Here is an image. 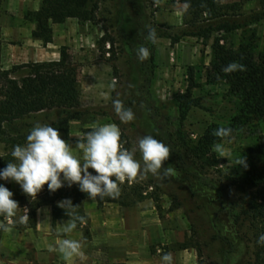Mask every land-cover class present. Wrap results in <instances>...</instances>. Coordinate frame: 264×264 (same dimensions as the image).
Here are the masks:
<instances>
[{
	"label": "rangeland",
	"instance_id": "rangeland-1",
	"mask_svg": "<svg viewBox=\"0 0 264 264\" xmlns=\"http://www.w3.org/2000/svg\"><path fill=\"white\" fill-rule=\"evenodd\" d=\"M98 2L95 21L68 19L53 25L50 48H47L50 43L39 40L44 49L50 50H43L35 59L32 54L36 46L27 41L30 35L25 28L32 23L27 14L35 10L24 0H1L0 71L36 63V60H58L61 47H65L70 60L79 68L81 95L77 111L80 118L70 122L69 136L59 132L74 149V155L82 159V151L75 149L76 143L94 126L115 124L120 128L124 148L132 150L138 138L151 135L180 151L190 163L191 171L196 170L197 174L186 175L170 154L163 165L173 169L169 176L148 174L126 180L119 184L120 194L113 198L116 202L105 203L102 208H98L95 199L82 202L83 217L89 220L77 222V228L71 233H79L78 238H67L81 242L82 255L65 260L58 251L40 246L25 259L32 264H110L106 257L107 246L92 229L90 217L97 209L112 208L114 204L149 213L144 242L139 240L138 233L131 237L130 247L135 259H129L128 264H162L160 257L165 252L172 253L173 264H264V246L257 244L258 236L264 233V183L258 190H239L235 184L236 179L246 177L253 169L264 170V157L257 152V146L264 142V121H252L232 133L231 138L217 141L224 147L223 156L213 147L216 141L204 142L209 128L227 126L239 112L240 100L225 80L212 82L209 78L218 49L238 50L241 44L250 43L256 62L264 64V18L257 20V14L262 12L259 3L222 0L226 16L208 21L204 15L202 21L194 22L179 0H131L133 5L130 0ZM226 22L234 25L232 30L223 28ZM18 24L24 29L20 35L14 34ZM2 25L6 34L2 32ZM149 27L156 30L155 44L146 39ZM140 28L144 30L139 36ZM132 44L136 45L135 50ZM141 45L148 47L151 53L142 62L152 73L149 87L138 63L141 61L136 57V49ZM191 69L196 83L192 98L199 100L200 106L192 107L183 116L178 100L186 95ZM26 72L21 69L14 76L20 78ZM115 99L132 109L135 114L132 122L119 120L113 108ZM62 115L60 110L46 111L5 124L6 136L18 140L16 144L4 143L6 136L0 132V156L12 151L14 145L24 144L37 123L56 128ZM134 158L143 165L138 149ZM243 158L246 167L237 163ZM0 183L14 194L13 199L20 208L11 226L17 230L31 228L34 221L20 224L18 219L24 215L25 208L29 215L39 203L51 200L47 185L36 197H29L13 181L0 180ZM132 189L136 194L126 197ZM70 192L68 189L65 193ZM252 195L263 211L257 220L242 214V207L252 203ZM131 201L139 202L128 206L119 204ZM43 206L48 205L40 207ZM68 220L57 221L52 241L56 240L55 235L63 239L68 236L69 232H65ZM0 223L8 222L0 217ZM0 254L6 255L2 247Z\"/></svg>",
	"mask_w": 264,
	"mask_h": 264
},
{
	"label": "trees",
	"instance_id": "trees-1",
	"mask_svg": "<svg viewBox=\"0 0 264 264\" xmlns=\"http://www.w3.org/2000/svg\"><path fill=\"white\" fill-rule=\"evenodd\" d=\"M256 1L259 3L262 10L257 14V20L264 18V0H241V2ZM184 4L185 0H179ZM190 7L187 9V16H192L194 22H200L204 15L208 21L221 19L226 16L223 11L226 8L222 0H188ZM1 4V0H0ZM130 4L131 3L130 0ZM233 8V6H232ZM235 9V7H234ZM99 10L98 0H41V6L37 11L27 14L30 22L35 24V29L32 32V38L41 40L48 44L52 42L53 29L55 24H62L68 19H78L83 21H95L96 14ZM223 28L232 30L234 25L223 23ZM139 30V36L141 35ZM110 43L113 44L111 40ZM132 50H135L136 45H131ZM153 61L151 57L150 62ZM238 62L245 66L244 71H236L233 73H224L222 69L231 62ZM141 69L145 73L146 87H149L152 81V73L147 71L145 64L138 62ZM152 63V62H151ZM21 69H26L27 72L20 78L14 76ZM79 68L70 60V56L65 47L60 49V58L48 62H36L14 66L10 70L0 71V132L6 136L4 125L12 123L24 117L38 114L46 111L60 110L63 115L58 120L56 128L63 132L66 136L70 133V122L80 118L79 100ZM211 81L225 80L229 85L230 91L236 95L239 100V112L235 115L227 126H214L208 129L204 136V142L211 144L221 140L215 137L213 132L220 127H231L233 132H236L240 127L251 123L252 121H264V64L260 65L256 62L255 54L250 43L241 44L238 50L219 48L215 62L209 72ZM195 75L193 69L190 71L189 86L186 95L179 98V108L183 116L192 107L200 106V101L192 98V91L195 88ZM16 137H5L4 143L16 144ZM170 154L176 160L178 167L188 176H196L197 172L191 171L188 160L186 161L182 153L169 145ZM257 152L264 157V142L257 146ZM11 151L0 156V169L6 167L7 162L11 161ZM264 183V170L259 171L253 169L247 173L244 178L235 180L236 187L239 190L260 188V184ZM210 186V181L207 182ZM70 193H65L67 190ZM262 189V188H261ZM136 194V190L132 189L127 193L126 197ZM51 200L44 203H39L34 211L29 213V220L34 221L30 226L36 228V210L42 205L51 206L52 210V225L55 226L60 219H69L65 210L58 207V200L71 199L74 206H78L76 213L84 216L82 202L87 199H95L98 208H102L105 203L116 202L112 197H104L103 199L89 198L86 193L79 190L78 185L73 187H62L56 192H50ZM141 196V195H139ZM250 205L242 207V214L247 217H252L257 220L260 214L264 211L260 209V205L256 202L257 198H253ZM143 197H140V200ZM139 200V201H140ZM139 201H131V203H120L122 206L127 204H135ZM89 220L87 217H84ZM3 231L0 230V240ZM124 264V263H118Z\"/></svg>",
	"mask_w": 264,
	"mask_h": 264
},
{
	"label": "clouds",
	"instance_id": "clouds-1",
	"mask_svg": "<svg viewBox=\"0 0 264 264\" xmlns=\"http://www.w3.org/2000/svg\"><path fill=\"white\" fill-rule=\"evenodd\" d=\"M190 7L185 0L183 8L186 11ZM146 39L152 44L157 42V33L149 27ZM148 47L141 45L136 49V57L143 62L150 56ZM245 66L238 62H231L225 66L224 73L244 71ZM114 112L122 123H130L135 119L131 108L125 107L120 99L113 100ZM231 127H220L214 130L213 135L218 138H231ZM215 151L221 156L224 147L221 143H214ZM76 150L82 151V159L73 154L74 149L65 141L57 128L37 123L26 136L24 144L14 145L11 151V161L6 167L0 169V180L13 181L29 197H36L45 185L49 192H56L65 185L72 187L78 185L81 192L89 198L118 197L119 184L126 180L140 177L169 176L173 169L164 167V162L169 159L170 148L162 141H158L151 135L138 138L136 148L128 150L121 144V131L115 124H103L94 126L93 130L85 134L83 140H78ZM140 152L143 165L140 160L134 158L135 151ZM238 165L246 167L243 158ZM163 172L161 173V169ZM92 169L93 171H89ZM13 193L0 183V217L8 223H0V230L11 231L10 225L20 209L18 202L13 199ZM58 207L65 210L69 220L65 226V232H72L77 228V222H85V218L76 213L78 206H74L71 199L58 202ZM28 209H24V215L18 219V223L26 224L29 220ZM46 212V210H44ZM257 244L264 246V233L257 238ZM82 244L75 239H60L50 250L58 251L65 260L74 255H82ZM162 264H173L171 252H165L161 257Z\"/></svg>",
	"mask_w": 264,
	"mask_h": 264
},
{
	"label": "crops",
	"instance_id": "crops-1",
	"mask_svg": "<svg viewBox=\"0 0 264 264\" xmlns=\"http://www.w3.org/2000/svg\"><path fill=\"white\" fill-rule=\"evenodd\" d=\"M27 6L37 11L41 6V0H24ZM183 5V4H181ZM14 34L20 35L24 32L21 25H15ZM2 32L5 34V27L2 25ZM26 31L30 35L27 41L36 46L33 51L35 59L39 58L44 49L41 46L42 42L31 38V33L35 29L33 23L25 25ZM48 44L47 48H50ZM52 53V50L49 51ZM55 53V52H54ZM58 53V52H56ZM36 60L35 62H39ZM112 208H104L96 210L90 217L91 227L101 240L107 246L106 257L110 264L124 263L128 264L129 259H135L134 250L131 249L130 244L133 243L131 237L138 233V238L142 243L144 242V231L147 226L146 219L148 212L144 210L123 209L119 206ZM46 210V212L44 211ZM36 228L25 227L23 230H17L11 226V231L2 233L0 240V247L3 248L6 255L0 254V264H32L31 261L26 260L29 252H34L40 246L47 250L56 245V242L61 238L55 235L56 240L52 241L54 237V226L52 225V210L49 206L39 207L36 210ZM79 237V233L69 232L68 236ZM6 257V258H5Z\"/></svg>",
	"mask_w": 264,
	"mask_h": 264
}]
</instances>
